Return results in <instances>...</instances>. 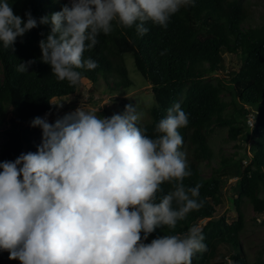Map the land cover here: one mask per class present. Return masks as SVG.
I'll list each match as a JSON object with an SVG mask.
<instances>
[{"label":"clouds","instance_id":"1","mask_svg":"<svg viewBox=\"0 0 264 264\" xmlns=\"http://www.w3.org/2000/svg\"><path fill=\"white\" fill-rule=\"evenodd\" d=\"M194 0H69L60 11L39 19L16 15L10 0H0V44L15 51L18 37L47 25L41 61L70 86L82 79L78 69L94 70L85 57L114 25L135 27L139 35L151 22L167 28L172 16ZM43 35V34H42ZM35 60L22 62L27 72ZM52 106V105H51ZM62 107V105H60ZM53 108V106H52ZM51 112V111H50ZM49 112V113H50ZM35 117L42 130L36 152L0 162V251L20 264H192L207 251L202 229L164 235L145 243L158 227L174 230L203 207L201 184L181 151L179 129L188 114L175 103L155 125L154 136L139 126L142 113L128 104L122 113L101 117L78 107L50 123ZM170 185L164 192L162 185Z\"/></svg>","mask_w":264,"mask_h":264},{"label":"trees","instance_id":"2","mask_svg":"<svg viewBox=\"0 0 264 264\" xmlns=\"http://www.w3.org/2000/svg\"><path fill=\"white\" fill-rule=\"evenodd\" d=\"M69 0H10L16 15L25 18L30 11L39 19L60 11ZM247 8L235 0H194L192 6L181 8L171 17L167 28L153 25L144 35H139L135 27L123 28L114 25V30L98 37L99 43L86 52L85 57L97 61L94 70L78 69L82 79L75 86L67 81H59L51 66L41 61L39 42L50 31L47 25L38 27L18 37L15 51L3 48L0 44V116L8 107L15 113L10 121L7 139L0 148V162L14 161L21 153L36 152L41 143L42 130L31 127L35 117H41L52 110L51 102L73 95L82 82L95 84L102 79L111 83L110 90L117 87L128 88L131 84L125 65V56L133 60L136 71L150 86L154 104L149 110L150 122L139 123L154 136L155 125L167 116L168 109L175 103L188 114V125L179 129L183 137L181 151L185 152L192 175L185 178L184 184L194 187L197 183L199 198L204 205L192 211L187 218L179 221L174 230L158 227L145 243L169 234L184 233L191 226L206 219L201 225L207 251L197 253L192 264H222L224 258L230 264H264L249 261L242 252L238 235L244 228L241 214L231 223L225 217H214L216 206L225 180L201 174L200 163L210 162L213 153L208 145V134L212 127H228V137L236 139L242 129L225 120L222 114L228 104L222 93L231 90L238 103L236 110L245 116L249 111L254 121L251 132L253 142L244 157L245 167L240 159L231 166L236 177L237 198L234 204L239 213L242 199L246 200L255 213H264V25L247 26ZM43 34V35H42ZM239 52L242 63L231 72L229 86L207 81V77L220 70L221 52ZM35 60L27 72L17 71L22 62ZM223 165L227 161L221 159ZM164 192L170 185H162ZM218 256L222 260H214ZM0 264H20L10 260L7 251H0Z\"/></svg>","mask_w":264,"mask_h":264},{"label":"rangeland","instance_id":"3","mask_svg":"<svg viewBox=\"0 0 264 264\" xmlns=\"http://www.w3.org/2000/svg\"><path fill=\"white\" fill-rule=\"evenodd\" d=\"M247 8L246 25L255 27L264 25V0H235ZM222 64L217 73L207 77V81L216 82V79L222 84L228 85L231 72L237 71L242 63V57L239 52L228 53L225 50L221 52ZM130 86L128 88L117 87L110 90L111 83L105 84L102 79L98 83L88 84L80 83L73 95L56 99L51 102L53 106L47 119L50 123L66 113L75 111L81 107L85 111H92L101 117H110L116 113H122L125 106L133 104L141 112V124L150 122L149 110L154 104L153 95L150 86L143 80V77L136 71L133 60L130 56L124 58ZM229 86V85H228ZM222 99L228 104L222 114L225 120H232V124L242 129V133L236 139L228 137V127H212L208 134V145L213 153L210 162L201 161L199 167L203 177L208 178L211 175L225 180L220 195V203L216 206L215 218L224 216L226 222L231 223L241 214L244 222V228L239 233V244L243 254L249 261L264 262V213H255L252 206L244 199L240 203L238 213L234 200L238 194L236 191V177L231 170L232 164L240 159L241 167L247 164V158L244 157V151L249 150L253 142L254 135L251 132L254 121L253 114L245 116L240 115L236 110L238 103L236 97L231 94V90L222 93ZM62 105V107L60 106ZM15 113L8 107L4 114L0 116V148L4 145L8 132L10 130V121L15 119ZM221 159L227 161L223 165ZM206 221L203 219L197 226ZM214 260H222L216 256ZM222 264H230L228 258H224Z\"/></svg>","mask_w":264,"mask_h":264},{"label":"built area","instance_id":"4","mask_svg":"<svg viewBox=\"0 0 264 264\" xmlns=\"http://www.w3.org/2000/svg\"><path fill=\"white\" fill-rule=\"evenodd\" d=\"M45 115H46V114H44V115L42 116V118L45 117Z\"/></svg>","mask_w":264,"mask_h":264}]
</instances>
